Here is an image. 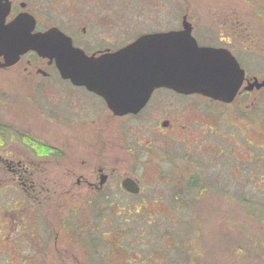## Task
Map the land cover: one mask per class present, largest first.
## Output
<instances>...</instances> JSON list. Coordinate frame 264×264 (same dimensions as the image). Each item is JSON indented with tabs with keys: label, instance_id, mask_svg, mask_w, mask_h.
Wrapping results in <instances>:
<instances>
[{
	"label": "flooded vegetation",
	"instance_id": "obj_1",
	"mask_svg": "<svg viewBox=\"0 0 264 264\" xmlns=\"http://www.w3.org/2000/svg\"><path fill=\"white\" fill-rule=\"evenodd\" d=\"M227 1L229 2V0ZM139 2L140 0H0V26H34L33 34L44 33L50 28L56 27L72 39L75 47L84 50L87 55L100 56L107 52H115L130 42L115 46L106 40L108 45L95 43L94 46H88V42L82 38H76L69 30L64 29V26H115L114 22L99 21L96 16L98 14L102 16L113 14L115 6L120 4L126 5L127 8H131L130 5L132 4L134 10H138L145 5L144 2ZM216 2L217 6L213 2L210 3L203 16L189 7L191 11L187 9L188 13L181 16V25L179 26H183V20L187 17V19L189 18L187 22H190L191 26H222L227 31L228 36L219 39L223 45L214 47L227 49L245 71L244 81L238 95L230 104L217 102L199 94H179L182 100L191 98L192 101L185 103V105L173 107L171 111L167 112V117H156L159 114V106H161L160 108L165 107V105L154 101L155 106L150 108L153 106L151 104L152 99L156 98V89L138 114L121 116L120 124L115 127L113 125L114 116L105 99L86 86L77 85L71 79L62 77L57 69L55 58L51 60L48 57H42L34 50H28L15 58L10 54L9 49H3V47L0 49V70L11 73L15 80L21 78L30 85L23 92V98L27 105L29 104L28 101L32 102L35 98L37 102L43 100L46 109L43 111L37 109L47 120L44 125L54 122L62 126L61 135L55 144L50 145L47 141L45 143L37 142L28 148L23 146L26 150L24 148L22 150L15 145H9L13 138L6 140L10 125L7 123L0 125V174L3 176L6 174L7 179L11 175L9 180L12 182L10 186L5 185L4 189L7 191L8 188H12L20 194L23 192V195L28 197L32 205V212L37 211L42 201L50 199L51 195L57 191L60 196L62 195L74 203L71 207L76 209H71L70 213L78 211L77 213L82 214L71 215L69 213L61 217L60 226L61 228L74 227L73 224H76L74 232L80 228L77 235L72 236L76 238L80 246L73 251L69 249V253L75 254L76 257L74 258H76L77 264H82L77 255L81 256L84 250L90 257L91 255H102L109 258L113 254L112 236L115 216L113 208L115 206L128 207L130 197L145 194L141 185L142 180L135 175L136 170L132 172L128 168L121 169L115 165L114 157L110 152V148L115 147V142L121 141L124 144L121 148L130 154H134L138 146H142L146 150L148 162H142L139 159L137 163L140 170L147 166L154 170L155 177L148 186L153 185L157 188L151 191L154 195L151 199L154 200V206L175 207L174 212L180 213L177 218H174L177 223L181 220L187 222L188 215L185 216L182 210L184 206L192 205L191 192L198 186L204 187L205 185L210 188L208 184L210 185L212 180L210 177L211 165L219 167L217 177L220 183L223 174L226 172V169L223 170L225 165L227 166L226 156L228 153L235 160L232 168L235 177L244 178L245 172L241 168L244 161L238 154L241 151L237 153L233 150L237 141H229L228 135L231 133L243 137L252 148L257 147L263 150L262 153L258 154L248 149L247 146L243 148L246 150L245 154L250 157L245 161L251 164V166H246V169L249 170L250 180L253 181L252 188L258 190L264 187V141L262 144H254L243 131L245 129L247 134L253 138L264 139V86L257 87L255 85L251 89L247 88L256 80L258 83L264 82V36L258 39L240 27L252 26L249 17L245 16L250 14L249 11H246L245 14L240 6L232 5L230 2L223 5L221 0ZM66 9L68 10L64 11ZM190 14V17L196 18H190ZM66 16L70 17L67 18ZM18 18L20 22L16 23ZM196 21L202 22L195 23ZM82 29L83 33H86V27ZM194 32L195 29L193 28V35ZM211 33L215 34L213 29H211ZM0 42H4L3 39ZM245 44L258 52L254 54L249 52L248 48L240 49ZM237 50H242L249 59L251 68H247L244 57L237 55ZM254 64L256 65L254 66L255 70L252 68ZM47 79L56 80L53 84L59 86L50 87V89L44 88L42 85L49 81ZM35 84L40 85V87H36ZM227 105H232L235 108L231 120L227 119V107H229ZM199 107L200 110L204 111L203 113L200 112ZM243 107H246L245 114L242 111ZM146 109L149 110L146 118L140 119L141 126L138 129L135 127L137 133L140 129L142 130L139 131L136 144H133L129 140L131 134L129 126L126 124L130 123L133 118L143 117L148 111ZM242 121L246 123H240ZM248 122L255 126L248 129ZM146 124H155V126L150 129V126ZM255 128H262L263 131H256ZM148 131L160 139L158 142H165L170 145L171 150L168 153L174 162L172 169L165 168L163 159H160L164 156L162 145L157 146L156 152L155 142H141L147 137L146 132L149 133ZM232 138L234 137L232 136ZM228 145L230 149L227 151ZM250 151L251 153H248ZM151 153L154 154L153 157H151ZM196 156L206 159V172L201 173L199 166L195 164ZM56 176H60L59 179ZM127 178L137 183L139 187L137 193L130 192L123 186V181ZM214 180L217 178L214 177ZM161 184L169 185L167 189H159ZM141 200L145 205L151 201L148 199V195ZM11 202L17 205L18 199L15 200L12 197L10 198V206ZM62 203L67 205L64 201ZM9 204L7 202L6 206ZM0 207L3 213L14 211L12 208H5V205L2 204ZM100 208H104L102 212L99 210ZM93 209L95 210L93 211ZM158 211L164 212L163 209ZM97 212L101 213L100 216L97 215ZM171 212L173 211L171 210ZM84 215L87 217V219L85 218V225H83ZM36 217L38 216L32 215L28 224H34ZM166 218L168 219L167 216ZM5 219V216L0 219L2 226L6 227L5 224H7L16 230L19 228L26 229L24 224L19 227V223L16 224L15 220L12 222V220ZM88 223L92 230L87 227L89 226ZM101 223L107 227V231L100 230ZM14 224L17 226L15 227ZM84 227L88 229L83 230ZM98 228H100V232L102 231L101 241L103 239L108 246L95 245V242L98 243V239L94 238L92 234L94 231L98 232ZM52 229L54 230L52 222L40 219L38 226L30 225V237L38 238L39 235H35L34 231L36 230L37 233L42 231L44 242H47L50 240ZM56 239H58L57 236ZM187 247L190 250L188 255L191 260L192 257L194 258L193 250L191 246L187 245ZM47 248H42L39 253L47 254L45 251ZM57 254L60 253L49 254V258ZM46 258L42 255L40 262L50 264L54 260V257L50 260ZM86 260L88 261V258ZM85 264L92 263L85 262Z\"/></svg>",
	"mask_w": 264,
	"mask_h": 264
},
{
	"label": "rangeland",
	"instance_id": "obj_2",
	"mask_svg": "<svg viewBox=\"0 0 264 264\" xmlns=\"http://www.w3.org/2000/svg\"><path fill=\"white\" fill-rule=\"evenodd\" d=\"M208 1L140 0L139 3L144 2L145 5L138 10H134L132 4L130 6L133 10L127 8L126 5L120 4L115 6L113 14H104L103 16L98 14L96 16L99 21L114 22L115 26H64V29L69 30L76 38H82V40L88 42V46H94L95 43H98V45H108L106 44V40L111 45L119 46L134 41L142 34L181 30L182 26H179L181 25V16L188 13L187 9L189 7L203 16V13H206L211 2L217 6L216 1L218 0ZM229 2L237 7L240 6L243 13L246 14V11L250 13L245 16L249 17L252 26L240 27L244 31L246 29V32L251 34V36L255 35L258 39L263 38L264 0H229ZM229 2L221 0L223 5ZM191 9L189 10L191 11ZM66 17L69 18L70 16ZM190 18L195 19L196 17ZM188 19L186 17L183 21L187 22ZM199 22L201 23L202 21H196L195 23ZM187 23L190 24V22ZM83 27H86V33H83ZM193 28L195 29V38L197 37L201 46H222L223 44L219 42V39L228 36L227 31L222 26H192ZM211 29L214 30L216 35L211 33ZM248 46L245 44L240 49L245 50L248 48L249 52L254 54L258 52ZM236 53L239 56H243L244 62L248 67L246 64L245 66L251 68L250 61L243 54L242 50H237ZM254 66L256 65L252 66L253 70H255ZM47 80L49 81L42 85L44 88L50 89V87L59 86L58 84H53L56 80ZM29 86L21 78L15 80L11 73L0 70V125L5 123L10 125L8 126L6 140L13 138V140H10L9 145H15L22 150L23 146L28 148V146H34L37 142L45 143L47 141L50 145L55 144L59 135H61L62 127L54 122L44 125L47 120L39 111V109L41 111L46 109V104L43 100L37 102L35 98L32 102L28 101L29 104L27 105L23 98V92ZM35 86L40 87L37 84ZM179 94L165 88L157 89V92H155L156 98L152 99L151 104L153 106L150 108L155 106L154 101L165 105V107L160 108L161 106H159V114L156 117H167V112L171 111L173 107L185 105V103L192 101L191 98L182 100ZM213 100L226 104L231 103ZM227 106H229L227 107V119L231 120L235 113V108L232 105ZM245 108H242L244 114ZM198 109L200 110V107ZM109 110L115 119L113 125L118 127L117 125L121 121L120 117L127 114L118 115L111 109ZM148 112L149 110L143 117L138 116L133 118L130 120V123L126 124L129 126L131 134L129 140L133 144H136L138 135L141 132L140 130H142L140 129L138 133L136 131L141 126L140 119H145ZM200 112L203 113L204 111L200 110ZM240 123L245 124L246 122L242 121ZM146 125L150 126V129L155 126V124ZM247 126L249 129L255 125L248 122ZM135 127L137 128L135 129ZM255 129L259 132L263 131L262 128ZM243 131L254 144H262V141H264L262 138H253L250 134H247L245 129ZM148 132H146L147 137L140 141L143 143L155 142L156 152L157 146L162 145L164 156L160 159H163L165 168L172 169L174 162L170 159V154L168 153L171 150L170 145L165 142H158L160 139L156 138L153 135L154 133ZM228 138L229 141H237V145H234L233 150L237 153L241 151L238 154L241 156L242 161H244L241 164V168L245 172L243 174L244 178L239 179L235 177V173L232 172L235 160L228 153L226 156L227 166L225 165L223 170L225 171L226 169V172L223 174L220 183L217 177L219 167L211 165L210 177L212 180L210 181V185L208 184L210 188H207L205 185L204 187L198 186L191 192L190 196L193 198L192 205L189 207L184 206L182 210L185 216L188 215L187 222L181 220L178 223L174 218H177L180 213L174 212L175 207L154 206V200L151 199L153 195L151 191H154L157 186H148L155 177L154 170L150 166L140 170V166L137 163L139 159L142 162H148L146 160L148 156L146 150L142 146H138L135 149V153L130 154L121 148L124 145L121 141L115 142V147L110 148L115 165L121 169L128 168L132 172L136 170L135 175L142 180L141 185L144 188L145 194L148 195V199L151 201L145 205L141 200L143 197L146 198L147 195L145 196L144 194L130 197L128 203L130 205L128 207L115 206L113 208V213L115 214L114 227L115 229L120 228V230L113 233L112 236L113 254L109 258H105L102 255H91V258L84 250L81 256L77 255L78 260L82 264H85V262L92 264H158V262L159 264H264V187L258 190L252 188L253 181L250 180L251 175H249V170L246 169V166H251V164L245 161L250 159V157L245 154L246 150H243V148L247 146L248 149L258 154L262 153L263 150L257 147L252 148L243 137L238 136L236 133L229 134ZM229 149L228 145L227 151ZM24 150L26 149L24 148ZM251 151L248 153H251ZM153 156L154 154L151 153V157ZM194 161L199 166L201 173L207 171L206 159L196 156ZM5 176L6 174L4 176L0 174V203L5 205V208L9 207L14 209V211L3 213L0 207V219L5 216V220L9 219L12 222L15 220L16 224L19 223V227L24 224L26 229L19 228L16 230V228L7 226V224H5V227L1 225L0 221V264H42L40 262L42 255L46 256L47 260L54 257V260L50 264H77L76 258H74L76 257L75 254L69 253V249L73 251L80 246L76 238L72 237L77 235L80 228L74 232L76 224H73L74 227H71V229L70 227L61 228L60 226L61 217L68 215L71 209H76L75 207H71L74 203L68 201L62 195L60 196L57 191L51 195L50 199L42 201L37 211L32 212V205L28 197L23 195V192L20 194L12 188H8L5 191V185H12L11 180H9L11 175H9L8 179ZM59 177L56 176L57 179ZM214 177L217 180H214ZM168 185L161 184L159 189H167ZM172 192L174 193L173 190ZM12 197L15 200L18 199L17 205L15 204L17 203L16 201L15 203L11 202V206L13 205V207L9 204ZM62 201L68 206L64 205ZM7 202L8 206H6ZM103 209L100 208L99 210L102 212ZM159 209H163L164 212L158 211ZM79 214L82 213L79 212ZM32 215H37L38 217L35 218L34 224H28ZM85 218L87 219L84 215L83 225L86 224ZM40 219L52 222L54 226V230L52 229L51 231L50 240H47V242H44L45 239L42 231L39 233L36 230L34 231L35 235H39L38 238L30 237V225L34 227L38 226ZM16 224H14L15 227L17 226ZM100 226L101 229L98 228V232L94 231V234H92L94 238L98 239V243L95 242V245L108 246L103 239L102 241L100 239L102 233L100 230L107 231L108 229L102 223ZM40 227L42 228V226ZM87 227H89V230H92V228L90 229V225ZM87 227H84L83 230H87ZM56 236L58 239H56ZM187 245L191 246L193 250L192 254L194 258L192 257L191 260L188 255L190 250ZM42 248H47L45 249L47 254L44 255L41 252V255L39 253L42 251ZM54 252L60 254L49 258ZM87 258L88 261L86 260Z\"/></svg>",
	"mask_w": 264,
	"mask_h": 264
},
{
	"label": "water",
	"instance_id": "obj_3",
	"mask_svg": "<svg viewBox=\"0 0 264 264\" xmlns=\"http://www.w3.org/2000/svg\"><path fill=\"white\" fill-rule=\"evenodd\" d=\"M33 27L0 26V40L4 41L0 49H9L15 58L28 50L55 58L62 77L101 95L118 115L138 113L160 88L232 102L245 77L244 69L227 49L200 46L186 21L181 30L142 34L100 56L87 55L56 27L34 34ZM255 85L262 87L264 82L256 80L247 88ZM123 186L133 193L139 191L130 178Z\"/></svg>",
	"mask_w": 264,
	"mask_h": 264
},
{
	"label": "trees",
	"instance_id": "obj_4",
	"mask_svg": "<svg viewBox=\"0 0 264 264\" xmlns=\"http://www.w3.org/2000/svg\"><path fill=\"white\" fill-rule=\"evenodd\" d=\"M94 210H95V209H93V211H94ZM77 212H78V211H76V213H73V212H72V213H70V214H71V215H77V214H79V213H77ZM100 214H101V213L97 212V215L100 216ZM65 224H66V223H65ZM70 229H71V227H70ZM113 230H114V233H116V232H118V231L120 230V228H116V229H115V227H114Z\"/></svg>",
	"mask_w": 264,
	"mask_h": 264
}]
</instances>
